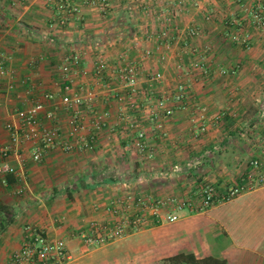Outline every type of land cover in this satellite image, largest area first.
<instances>
[{
    "label": "crops",
    "instance_id": "obj_1",
    "mask_svg": "<svg viewBox=\"0 0 264 264\" xmlns=\"http://www.w3.org/2000/svg\"><path fill=\"white\" fill-rule=\"evenodd\" d=\"M259 1L87 0L74 12L46 0H0V146L9 142L6 122L36 101L46 104L43 122L56 110L69 137L74 108L61 98L63 67L73 57L68 83L103 116L85 110L83 133L96 137L90 146L56 148L35 162L26 144L27 182L0 179V204L12 218L0 231V264L22 248L28 227L64 238L66 264H163L180 253L264 264V185L99 247L77 236L110 219L105 204L124 192L185 196L204 180L235 179L252 159L264 161V30L253 26ZM125 70L136 75V91ZM156 72L159 82L151 80ZM180 87L187 98L168 101L173 115L152 117L156 101ZM136 130L146 133L142 145ZM10 162L21 167L15 156Z\"/></svg>",
    "mask_w": 264,
    "mask_h": 264
},
{
    "label": "built area",
    "instance_id": "obj_2",
    "mask_svg": "<svg viewBox=\"0 0 264 264\" xmlns=\"http://www.w3.org/2000/svg\"><path fill=\"white\" fill-rule=\"evenodd\" d=\"M87 0H46L48 3L57 2L60 7L69 11H78V2ZM67 18L62 16L60 23H66ZM193 29L191 34H196ZM68 65L63 67L65 94L61 103L67 108H74L73 129L69 137L63 135L56 110L46 111L45 116L48 123L42 119V113L46 110L43 101H36L27 108L17 109L14 119L6 122L5 127L9 133V142L0 146V179L7 183V176L27 182V171L25 168L24 148L31 144V157L35 162H41L47 153L61 148L66 152L75 150L77 147H88L92 144L95 135L87 136L83 133L86 119L85 110H91L99 119L103 116L97 112L88 98L74 90L71 83H68L70 63H78L73 57L66 61ZM7 71L1 69V73ZM97 74H102V66L97 69ZM124 76L130 87L136 91V75L133 70H125ZM162 73L156 72L151 80L159 82ZM186 88L180 87L171 96L156 101L158 110L151 113L152 117L157 114L171 116L175 112V106L169 102L182 104L186 99ZM46 100H52L54 94L46 93ZM169 101V102H168ZM104 121L101 120L100 123ZM100 127V124L98 125ZM138 132L139 144H144L146 133L144 130ZM15 156L20 162L17 168L10 162ZM251 169L242 176L228 181L204 180L195 190L187 195L172 194L169 196L148 197L136 195L133 192H124L115 196L105 204V210L111 218L104 221L94 220L90 226L80 232L78 238L87 246L99 247L117 239L124 238L133 232H137L150 223L174 222L181 218L182 213H199L207 211L219 204L230 201L247 191L264 185V161L255 158L250 161ZM25 192L23 186L15 189L17 195ZM69 259L68 246L64 238H51L43 231L28 227V236L22 248L15 252L8 264H66Z\"/></svg>",
    "mask_w": 264,
    "mask_h": 264
},
{
    "label": "trees",
    "instance_id": "obj_3",
    "mask_svg": "<svg viewBox=\"0 0 264 264\" xmlns=\"http://www.w3.org/2000/svg\"><path fill=\"white\" fill-rule=\"evenodd\" d=\"M9 176H7V181ZM9 213V209L5 205L0 204V231L6 229L11 223L12 218L9 216ZM163 264H228V262L212 256L198 258L193 253H180L164 259Z\"/></svg>",
    "mask_w": 264,
    "mask_h": 264
},
{
    "label": "rangeland",
    "instance_id": "obj_4",
    "mask_svg": "<svg viewBox=\"0 0 264 264\" xmlns=\"http://www.w3.org/2000/svg\"><path fill=\"white\" fill-rule=\"evenodd\" d=\"M253 13H254V21H255V24L252 23L253 26H256L257 28H259V27L263 28V30H264V3L261 2V0L256 5V8L253 10ZM236 24H239V22H237ZM252 29H253V27H252ZM239 36H242V35L240 34ZM246 44H247V42L243 43V46H246ZM69 74H68V76H69ZM186 91H187V89H186ZM186 98H187V96H186Z\"/></svg>",
    "mask_w": 264,
    "mask_h": 264
}]
</instances>
